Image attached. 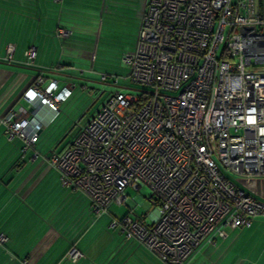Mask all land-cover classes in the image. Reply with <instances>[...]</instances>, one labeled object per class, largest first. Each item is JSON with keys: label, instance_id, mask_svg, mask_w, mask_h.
Masks as SVG:
<instances>
[{"label": "built area", "instance_id": "built-area-1", "mask_svg": "<svg viewBox=\"0 0 264 264\" xmlns=\"http://www.w3.org/2000/svg\"><path fill=\"white\" fill-rule=\"evenodd\" d=\"M142 1L134 47L121 64L147 94L116 91L47 164L62 187L89 199L95 216L124 204L127 188L148 187L153 210L135 220L113 219L110 227L162 264H185L200 247L225 239L228 229L264 217V202L226 174L246 184L264 177V15L259 0ZM56 34L65 39L70 31L59 27ZM13 52L8 44L5 60ZM34 56L27 49L25 64ZM69 92L38 76L22 99L28 109L57 112ZM0 123L7 140L23 142L22 152L42 128L25 108L10 110ZM8 240L0 233L1 245ZM66 256L76 262L82 253L71 247Z\"/></svg>", "mask_w": 264, "mask_h": 264}, {"label": "crops", "instance_id": "crops-1", "mask_svg": "<svg viewBox=\"0 0 264 264\" xmlns=\"http://www.w3.org/2000/svg\"><path fill=\"white\" fill-rule=\"evenodd\" d=\"M258 6L264 15V0ZM143 7L144 2L133 7L136 31ZM129 19L118 18V0H0V118L25 108L42 123L37 141L24 152L23 142L7 140L0 123V233L9 239L0 244V264H162L137 241L124 239L118 228L110 227L118 205L95 216L89 199L62 187L59 174L47 164L93 116L73 132L69 114L80 95L78 87H85L84 74L95 70L97 59H118V27L125 29L132 23ZM59 27L70 35L60 39ZM8 44L14 45L9 61ZM30 47L35 56L32 65H26ZM124 47L131 51L134 44ZM38 76L55 81L58 91L70 89L57 112L44 106L28 109L22 99ZM117 83L112 82V94L118 91ZM69 126L70 140L60 137ZM249 184L253 195L248 193L264 202V177ZM227 231L225 239L200 247L185 264H264V217L255 218L248 228ZM71 247L82 253L76 262L66 256Z\"/></svg>", "mask_w": 264, "mask_h": 264}, {"label": "rangeland", "instance_id": "rangeland-1", "mask_svg": "<svg viewBox=\"0 0 264 264\" xmlns=\"http://www.w3.org/2000/svg\"><path fill=\"white\" fill-rule=\"evenodd\" d=\"M131 3L133 6H130ZM142 5L143 1L140 0H118V18L122 19V17H131L132 20H129L132 21V23L128 22L124 25L125 29L123 30L119 29L123 26L118 27V59H97L95 70L84 74L85 81L82 82L85 87H78L80 95L77 97L75 107L69 114L71 115L72 122H74L75 129H73V132L76 131V126L83 125L88 118L94 115L105 103L108 97L114 92L115 88L112 86L114 77L118 80V90H122L130 94H136V92L127 89L139 87L133 85L128 78L129 68L121 64V55L124 52L129 51H125L124 46L132 47L133 44H135V36L137 32L135 24L137 13H135L136 9L133 7H141ZM101 41H104L103 38ZM111 51L114 52L113 49ZM101 74H106L107 80L105 82L100 80ZM69 129L70 126L67 129H64V131L60 134V137L65 135L66 138L70 140V137L72 136L70 133L72 131ZM226 174L237 187L247 193H251L250 184H246L244 178L241 179L240 177H236L228 173ZM125 192L131 203L129 205L125 203L118 205V214L116 215L118 220H121L126 216L135 220L153 210L152 203L156 202V197L152 195V192L148 187H142L139 191L127 188Z\"/></svg>", "mask_w": 264, "mask_h": 264}, {"label": "water", "instance_id": "water-1", "mask_svg": "<svg viewBox=\"0 0 264 264\" xmlns=\"http://www.w3.org/2000/svg\"><path fill=\"white\" fill-rule=\"evenodd\" d=\"M244 30H247V29L246 28H241L240 29L241 32H244ZM251 31H254V28L253 27H251ZM127 89H130V90H132V91H134L136 93H144V94H147V91L142 90V89H139V88H127Z\"/></svg>", "mask_w": 264, "mask_h": 264}]
</instances>
